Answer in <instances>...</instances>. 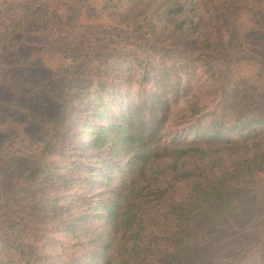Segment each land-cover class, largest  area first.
<instances>
[{
  "label": "trees",
  "instance_id": "1",
  "mask_svg": "<svg viewBox=\"0 0 264 264\" xmlns=\"http://www.w3.org/2000/svg\"><path fill=\"white\" fill-rule=\"evenodd\" d=\"M96 1L0 7V88L18 98L30 85L14 58L43 25L24 63H53L61 86L51 98L74 115L52 145L0 177V264H206L205 241L235 220L240 190L229 181L249 176L252 189L264 187L254 88L264 83V0H167L128 22L101 18L136 0H101L87 17ZM202 5L207 15L168 28ZM194 31L202 47L183 43ZM36 116L49 131L61 122ZM11 144L0 145V165L14 159ZM241 147L239 169L230 156ZM185 158L192 167L180 170ZM211 219L219 223L204 226Z\"/></svg>",
  "mask_w": 264,
  "mask_h": 264
},
{
  "label": "rangeland",
  "instance_id": "2",
  "mask_svg": "<svg viewBox=\"0 0 264 264\" xmlns=\"http://www.w3.org/2000/svg\"><path fill=\"white\" fill-rule=\"evenodd\" d=\"M39 1L44 0H0V7L5 9L18 11L23 7L31 6ZM55 4H61L64 0H50ZM167 0H136L135 3L122 10H114L109 12L101 19L110 20L114 22L131 21L145 11L148 4H162ZM169 1V0H168ZM201 1V0H200ZM101 0H97L91 7H89L86 14L87 17L97 13L100 7ZM200 13L189 12L187 15H178L169 20H166L168 28L173 27L176 23L188 16H193L194 19L202 17L200 15H207V7L202 5ZM100 14H98V17ZM187 16V17H186ZM45 30L43 25L32 28L27 32V38L22 43L20 51L17 53L16 58L19 62L17 71L23 74L24 69L29 70V76H25L30 82L26 86L24 92L16 98L13 94L5 89L0 88V145L5 143H12L10 154L14 159H7L4 165H0V177H5L11 174L8 169L15 168L14 165L18 160L23 161V167L28 165L32 153H36L37 149H47L52 145L51 140L55 139L56 132L61 133L66 130V126L62 127L64 121H69L74 118L71 110L64 114L61 104L52 100L50 89L56 90L61 86L59 78L53 73V63L47 61L41 56H32L31 62L24 63V58L30 49L36 48L41 36ZM202 36L200 31L190 33L183 43L188 47L198 48L202 47ZM259 53L264 54V45L257 46ZM30 53H33L32 51ZM3 56L0 55V59ZM35 58V59H34ZM34 59V60H33ZM22 61V62H20ZM245 74L253 75V71L243 72ZM26 79V80H27ZM41 79L47 80V84L40 89L36 88V83ZM204 80V77L201 78ZM211 79H207L210 81ZM35 86V89L33 88ZM195 87V86H194ZM257 95L255 97L261 102V113L264 117V83L258 87L254 86ZM254 99V97L252 98ZM186 105L185 98L180 99L178 102L172 104V113L177 115L179 110ZM63 113V114H62ZM39 116H49L56 118L61 115L59 121L53 123V129L43 124ZM264 120V119H263ZM264 124V121H263ZM263 128V127H262ZM49 132V136L46 133ZM264 132V128L262 133ZM246 146V145H245ZM250 150L244 155L251 157L255 149L252 143H249ZM244 147L235 148L232 150L233 154L230 156V163H233L240 169L238 160L241 158ZM10 150V149H9ZM243 159V157H242ZM13 160V161H12ZM12 161V162H11ZM162 162H167L162 160ZM240 162V161H239ZM2 163V162H1ZM25 165V166H24ZM180 170L191 169L192 164L190 158L182 159L179 161ZM249 177V176H248ZM248 177L233 176L229 181L234 187L236 185L240 192L233 194L231 200L236 202L233 205L235 220L230 226L225 223L221 228H229L228 232L221 233L218 237H211L205 241L204 258L206 264H264V187L258 190L252 189L249 184ZM246 180H248L247 183ZM219 223L218 220L211 219L206 221L204 226L214 228L215 224ZM220 228V229H221ZM202 250V249H201Z\"/></svg>",
  "mask_w": 264,
  "mask_h": 264
}]
</instances>
